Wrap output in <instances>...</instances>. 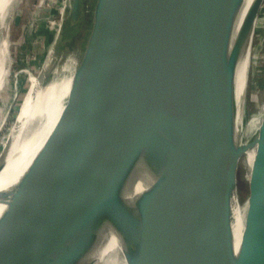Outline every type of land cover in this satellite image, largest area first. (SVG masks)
<instances>
[{
  "label": "water",
  "instance_id": "1",
  "mask_svg": "<svg viewBox=\"0 0 264 264\" xmlns=\"http://www.w3.org/2000/svg\"><path fill=\"white\" fill-rule=\"evenodd\" d=\"M245 1L55 0L57 54L75 58L67 124L0 192V264H95L109 231L125 264H264V115L242 145L236 99L264 0L233 39Z\"/></svg>",
  "mask_w": 264,
  "mask_h": 264
},
{
  "label": "bare ground",
  "instance_id": "2",
  "mask_svg": "<svg viewBox=\"0 0 264 264\" xmlns=\"http://www.w3.org/2000/svg\"><path fill=\"white\" fill-rule=\"evenodd\" d=\"M15 0H0V21L3 15L10 10ZM253 0H246L239 19L235 25L233 39L238 34L242 21ZM8 8V9H7ZM1 24V22H0ZM60 31L53 43L51 51L42 65V69L38 76L32 77L30 87L23 98L18 116H16L15 124L7 137L0 152V192H9L15 187L21 175L27 170L31 163H39L38 159L45 152L43 145L51 132L56 120L60 117L63 120L66 113V96L67 86L70 84L69 73L75 63V58L69 56L67 61L56 64L54 56L58 53ZM251 40L242 55L236 71V99H237V121H240V143L246 144L256 133L258 126L264 115L262 113L247 117V113L241 118L240 100L246 85V72L249 64V52ZM256 43V42H255ZM55 63V64H54ZM64 63H71L68 74L64 79H60V70ZM55 73V77H53ZM260 106V105H259ZM261 111V110H260ZM242 121V122H241ZM67 124V122H66ZM239 133V132H238ZM251 137V138H250ZM66 140L64 129L61 131L58 143ZM49 152H47V155ZM254 157V150L248 152L244 161L248 169H250ZM133 192L139 193L145 189L146 183L142 178H136ZM237 195L232 200V232L234 238L235 251L238 250L241 237L244 231L245 213L247 203L244 210H241ZM240 201V200H239ZM6 209L5 204H0V213ZM103 245L99 250L97 263L95 264H125L123 259L121 246L117 237L109 231L103 240ZM108 255V256H107ZM107 256V257H106ZM120 256V258H119ZM119 259H121L119 261Z\"/></svg>",
  "mask_w": 264,
  "mask_h": 264
},
{
  "label": "rangeland",
  "instance_id": "3",
  "mask_svg": "<svg viewBox=\"0 0 264 264\" xmlns=\"http://www.w3.org/2000/svg\"><path fill=\"white\" fill-rule=\"evenodd\" d=\"M56 8L55 0H15L0 21V152L15 124L31 78L39 75L59 34L61 15L55 13ZM256 26L259 27L250 46L246 85L241 99L242 118L245 113L248 118L260 114L264 108V12ZM54 61L56 64L64 62L65 54L55 55ZM70 66L71 63H64L60 79L66 77ZM53 75L55 77V73ZM68 90L69 85L67 93ZM243 145H247L246 141ZM245 172V167H241L243 176ZM245 191L246 182H242L240 195ZM237 197L241 210H244L246 200Z\"/></svg>",
  "mask_w": 264,
  "mask_h": 264
}]
</instances>
